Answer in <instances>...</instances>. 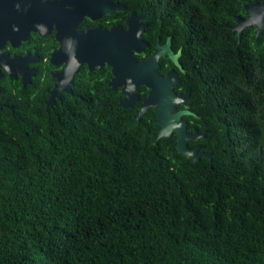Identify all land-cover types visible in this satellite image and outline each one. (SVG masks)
Instances as JSON below:
<instances>
[{"label": "trees", "instance_id": "1", "mask_svg": "<svg viewBox=\"0 0 264 264\" xmlns=\"http://www.w3.org/2000/svg\"><path fill=\"white\" fill-rule=\"evenodd\" d=\"M242 1L126 2L154 49L182 51L184 120L206 131L189 147L212 162L160 138L153 107L137 119L145 86L122 107L110 70L49 109L54 80L19 100L3 87L16 108L0 112V264H264V45L233 30Z\"/></svg>", "mask_w": 264, "mask_h": 264}, {"label": "flooded vegetation", "instance_id": "2", "mask_svg": "<svg viewBox=\"0 0 264 264\" xmlns=\"http://www.w3.org/2000/svg\"><path fill=\"white\" fill-rule=\"evenodd\" d=\"M127 1L129 0H0V63L2 64L0 112L4 108L14 112L16 108L13 104L5 102L3 87L6 84L13 89L15 99L19 100L22 97L21 89L32 87L34 81L54 80L52 88L48 89L49 96L45 100L47 109L52 92L59 84L58 75L63 72H65L66 84L55 96L56 102L51 107L57 106L59 102L63 103L64 97L69 94H74L73 88L81 75L92 77L97 76L101 71L110 70L112 76L109 86L112 88L110 84L114 77L113 69L107 62L101 67L95 65L91 46L95 38H98V41H105L111 37L112 31L120 34L122 30L127 31L133 14L140 17L141 24L147 23L141 33L142 40L147 44L141 53L135 52L139 62L147 61L159 46L166 45L169 38L165 43L158 40L154 49L151 41L144 36L149 21L146 20L145 14L131 10ZM241 7L243 12L236 15L235 24L239 23L243 28L241 40L246 34L247 38L253 41L252 44L259 38L264 45V30L258 34L259 26L264 23L262 19L264 0H244ZM82 44L90 48L85 51ZM77 47L80 58L72 59L70 62ZM171 47L173 49L172 39ZM163 58H169L175 65L166 72L167 75L177 66L169 54ZM162 59L161 75H163ZM176 71L178 72L177 69ZM71 73L74 76V83L69 82ZM120 89L122 91V87ZM31 92H35L34 88L29 89V93ZM179 107V111L189 109L187 106Z\"/></svg>", "mask_w": 264, "mask_h": 264}, {"label": "water", "instance_id": "3", "mask_svg": "<svg viewBox=\"0 0 264 264\" xmlns=\"http://www.w3.org/2000/svg\"><path fill=\"white\" fill-rule=\"evenodd\" d=\"M139 19V16L133 14L127 31L122 30V34L112 31L111 37H108L105 41H98V38L94 37L91 49L95 65L101 67L107 62L112 67L114 77L110 85L113 89L122 87L124 98L120 105L124 108L133 107L136 103L140 102L141 98L138 91L142 86H146L149 89V94L140 106L137 119L140 121L147 111L153 107L158 116V124L161 125L160 138L169 137L176 133L178 150L184 156L194 161L199 160L201 157H208L212 162V152H203L200 146L195 148L189 147L190 141L206 137V131L201 133L195 129L192 133L188 132L187 122L183 119V116L186 114L195 115V113L190 109L178 110V107L181 105L188 107L191 104L190 91H185L184 93L176 91V87L180 85L176 69L169 71L166 76L160 73L161 59L167 54H169L176 66L182 69L180 63L181 51L178 53L174 52L171 47V38H169L167 44L159 46L147 61L139 62L138 55L135 52L141 53L147 44L141 38V33L147 23L141 24ZM262 19L264 22V16ZM233 30H238L239 40L241 41L242 26L238 23L233 27ZM263 30L264 23L259 26L258 34H261ZM82 47H85L83 48L85 51L90 48L85 44H82ZM74 51L76 52L72 54L70 62L72 59L80 58L79 48H75ZM1 66L2 64L0 63V68ZM64 75L65 72L58 75L59 84L52 92L48 108L56 102L55 96L60 93L61 88L66 84ZM1 76L2 74H0ZM69 82L74 83L73 73H71Z\"/></svg>", "mask_w": 264, "mask_h": 264}]
</instances>
